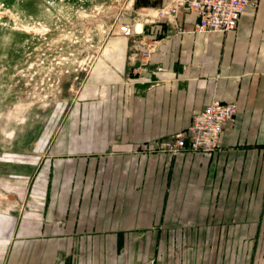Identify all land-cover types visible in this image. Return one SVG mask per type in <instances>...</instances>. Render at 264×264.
Masks as SVG:
<instances>
[{
	"label": "crops",
	"instance_id": "0c3cea01",
	"mask_svg": "<svg viewBox=\"0 0 264 264\" xmlns=\"http://www.w3.org/2000/svg\"><path fill=\"white\" fill-rule=\"evenodd\" d=\"M150 15L116 42V112H83L95 121L50 146L63 155L33 209L0 215L3 264H264V0L226 32ZM214 98L237 104L217 150L144 149Z\"/></svg>",
	"mask_w": 264,
	"mask_h": 264
},
{
	"label": "rangeland",
	"instance_id": "374dc122",
	"mask_svg": "<svg viewBox=\"0 0 264 264\" xmlns=\"http://www.w3.org/2000/svg\"><path fill=\"white\" fill-rule=\"evenodd\" d=\"M165 5L166 0L146 5L143 0H0V215L33 209L50 159L63 155L50 146L81 142L83 124L95 121L83 112H116V42H132L119 27L143 29L145 18H158ZM105 71L109 80L97 79L95 74ZM1 236L2 228L3 264L8 249Z\"/></svg>",
	"mask_w": 264,
	"mask_h": 264
},
{
	"label": "built area",
	"instance_id": "2783aa9c",
	"mask_svg": "<svg viewBox=\"0 0 264 264\" xmlns=\"http://www.w3.org/2000/svg\"><path fill=\"white\" fill-rule=\"evenodd\" d=\"M258 0H166V9L158 16L168 20L175 18L179 12L193 11L196 15L193 30L196 31H230L234 30L239 22L242 11L250 6L256 7ZM162 10V9H161ZM178 31L181 26L174 23ZM143 29L137 24L124 23L119 31L124 37H133ZM149 52L148 44L140 40L135 44V54L146 57ZM237 112L235 101L212 99L199 112L195 113L188 126L172 133L156 144H148L144 149L168 151L176 154L184 150L211 152L220 146V137L224 126L232 122ZM140 264H160L155 258H150Z\"/></svg>",
	"mask_w": 264,
	"mask_h": 264
},
{
	"label": "trees",
	"instance_id": "16d2710c",
	"mask_svg": "<svg viewBox=\"0 0 264 264\" xmlns=\"http://www.w3.org/2000/svg\"><path fill=\"white\" fill-rule=\"evenodd\" d=\"M140 1V0H139ZM162 0H157V2H161ZM143 3H145V5L146 4H148L149 3V0H143ZM137 4H139V3H137ZM142 4V3H141Z\"/></svg>",
	"mask_w": 264,
	"mask_h": 264
}]
</instances>
